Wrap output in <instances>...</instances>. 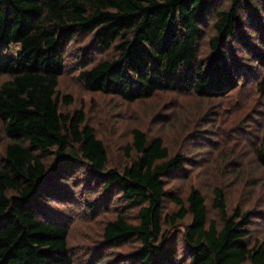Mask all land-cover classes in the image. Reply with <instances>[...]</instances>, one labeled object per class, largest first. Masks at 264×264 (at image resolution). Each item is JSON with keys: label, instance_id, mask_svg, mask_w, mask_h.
<instances>
[{"label": "trees", "instance_id": "obj_1", "mask_svg": "<svg viewBox=\"0 0 264 264\" xmlns=\"http://www.w3.org/2000/svg\"><path fill=\"white\" fill-rule=\"evenodd\" d=\"M262 228L264 0H0V264H264Z\"/></svg>", "mask_w": 264, "mask_h": 264}, {"label": "rangeland", "instance_id": "obj_2", "mask_svg": "<svg viewBox=\"0 0 264 264\" xmlns=\"http://www.w3.org/2000/svg\"><path fill=\"white\" fill-rule=\"evenodd\" d=\"M85 98L87 100H89V94L85 95ZM181 228V227H180ZM182 229V228H181ZM259 237L261 240H264V228L261 229L260 233H259Z\"/></svg>", "mask_w": 264, "mask_h": 264}]
</instances>
